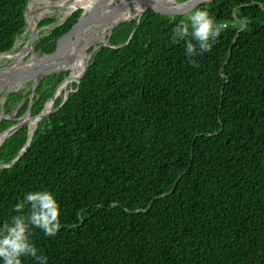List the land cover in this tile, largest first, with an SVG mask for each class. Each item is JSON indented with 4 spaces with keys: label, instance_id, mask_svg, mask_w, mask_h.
I'll return each instance as SVG.
<instances>
[{
    "label": "trees",
    "instance_id": "1",
    "mask_svg": "<svg viewBox=\"0 0 264 264\" xmlns=\"http://www.w3.org/2000/svg\"><path fill=\"white\" fill-rule=\"evenodd\" d=\"M29 1L0 0V53L24 32ZM39 3L35 16L66 9ZM204 4L195 8L220 35L193 58L198 67L184 41L172 42L181 21L144 11L92 53L23 151L26 126L1 144L0 163L11 165L0 168V225L28 192L48 190L59 204L57 234L30 237L47 264H264V0ZM81 11L59 25L42 18L47 34L34 49L54 52ZM68 70L40 80L31 115ZM22 92L7 95V110L31 100ZM20 119L0 122V141Z\"/></svg>",
    "mask_w": 264,
    "mask_h": 264
},
{
    "label": "clouds",
    "instance_id": "2",
    "mask_svg": "<svg viewBox=\"0 0 264 264\" xmlns=\"http://www.w3.org/2000/svg\"><path fill=\"white\" fill-rule=\"evenodd\" d=\"M185 5H177L180 10ZM264 8V4L260 5ZM136 8H140L136 4ZM134 18V17H133ZM220 35L214 18L206 9L195 8L188 21H181L172 30V42H185L189 64L198 67L193 59L212 50L213 43ZM28 211L25 214V207ZM13 211L17 213L0 225V261L2 264H22L21 257H32L38 264H47V256L38 254L30 237L33 228H39L45 236L54 237L60 228V210L54 195L48 191L28 192L18 200Z\"/></svg>",
    "mask_w": 264,
    "mask_h": 264
},
{
    "label": "water",
    "instance_id": "3",
    "mask_svg": "<svg viewBox=\"0 0 264 264\" xmlns=\"http://www.w3.org/2000/svg\"><path fill=\"white\" fill-rule=\"evenodd\" d=\"M212 1H214V0H171V1L170 0H117V1H115L113 4L110 5V7L108 8V10L105 13H102L99 15L98 27H102V25L104 23H106L114 13H116L122 9H128L132 6H136V4H139V6H140L139 11H136L134 14H131L128 17L121 18V19H118V20L110 23L107 26L105 38L101 39L100 41L91 43L89 46H87V49H84L85 63L81 69L80 75L78 77H75V78H69L68 75L66 77H64L56 85V87L54 88V90L50 96V99L44 104V107L41 109L40 112H38L35 115H31V112H30L31 107H32V105L36 99L35 90H36L38 83L40 82V80L43 77H45L49 74L59 73V72L65 71V68H54L52 66L54 63H51V62L48 65H46L45 67H43L39 72L35 73V75H33V77L29 80V84L26 87V89H24L23 96H24L25 92H27V93H29L31 100L24 102V100L22 98L20 101H18L16 103V107H20L22 104H27L26 110L21 116H19V117L16 116V113H17L19 108H14V109L12 108L13 111L11 109L10 112L6 113L5 109L7 106H5L4 104L1 105L0 106V122L3 120H10L11 118H14L15 120H17L18 118L23 117L26 114L29 115V119H27L26 121L24 120V121L19 122V123H13L12 125H9L8 127L3 128V129H6L8 131L7 136L16 133L21 127L26 126L28 128V132H27L28 139H27L25 146L21 149V151H23L25 149V147L29 144L31 137L34 133V130L36 128L35 127L34 130L30 133L29 127H28V125L30 123L29 121H32V122L37 124L40 120L47 117L50 113H52L56 110L55 100L58 97V95L56 94V90L59 87V85L61 83H63L64 81H67L70 84H72V83L78 84L80 79L84 76L88 65L90 64L92 53L99 46H103V45L107 46L108 45L109 38H110V35H111L113 29L116 26H118L120 23H122L123 21H128V20L132 19L133 17H137V21H138L139 15L141 13H143L144 11H148V10L157 14V15H160L163 18L169 19V20H176V21H182L183 20L184 21V20H188V16L190 15L191 11L194 10L195 7L199 6L202 3H205L204 5L209 4ZM187 3H189V4H187ZM177 5H185V6L182 9L178 10L176 7ZM28 6H29V2L27 4V10H28ZM27 10H26L25 17H24V19H25V30H24V32H27V34H28V37L26 39V43L28 45H32V43H33L32 41L34 38H37L39 40L40 38H42V36L39 33H37L36 35H32V32L36 33V30L38 29L37 24L34 25L33 31L29 30L30 28H29V25L27 23V18H28L27 17V14H28ZM179 13H186V14H188V16L185 18L184 17H178L177 15ZM90 14H91L90 11H88L86 13L84 11H81V14H80L77 22L74 23L70 28H68L66 31H64L62 34H60L58 37L55 38V44H58V42L62 43L66 39H70V36L73 32H75L76 30H78L80 27L84 26V24H86L88 22L89 18H87V16H90ZM56 25H59V24H56ZM244 26H245L244 24L241 25L239 30H242L244 28ZM239 30L237 31V33L239 32ZM74 38L76 40V43L74 45V51L72 52L71 55H69L63 59L65 64H68L70 62V60L73 59L75 53L77 51H79L86 44V41H83L84 40L83 38H81V37L77 38L76 36H74ZM16 41H17V38L14 40L11 48L8 51L1 52L0 56L4 55L5 53L12 50L13 47L16 45ZM89 47H90V50L88 51ZM34 51L39 52L40 49L34 50ZM42 54L49 55V54H51V52L50 53H42ZM8 64H10V62H8L5 66L0 67V68H4ZM71 90L72 89L69 88V89H66L63 91V99H62V102L60 103V105H62L64 103V101L67 98L68 92ZM5 93L3 95H1L0 97H3L5 95ZM31 95L33 96V100H32ZM47 104H49V107L46 109ZM2 142H3V139L0 141V146H1ZM21 151L18 153L16 158L12 161V164L19 158ZM10 165L11 164L0 163V168L9 167Z\"/></svg>",
    "mask_w": 264,
    "mask_h": 264
},
{
    "label": "bare ground",
    "instance_id": "4",
    "mask_svg": "<svg viewBox=\"0 0 264 264\" xmlns=\"http://www.w3.org/2000/svg\"><path fill=\"white\" fill-rule=\"evenodd\" d=\"M36 1L38 3L46 2V3H52L54 5L65 6L66 13H69L73 11L74 9L80 7V8H84L85 12L90 11L91 14L90 16H87L89 20L86 24H84V26L80 27L78 30L73 32L70 36V39H66L62 43L59 42L56 50L49 55L41 54L40 52L34 51L35 50L34 49L35 38L32 41L33 42L32 45H28L26 43L25 46L22 47L20 51L14 54L8 55L7 57L11 58L10 64L0 69V93L3 90H5V88L7 90H10V89L12 90V88L18 85H21L22 83L26 81H29L33 77V75H35V73L39 72L43 67L48 65L50 62L54 63L52 65L54 68L70 69L69 74H68L69 78L78 77L85 63L84 49H87V46H89L93 42H96V40L100 41L101 39L105 38L104 35L107 31V26L110 23L118 19L128 17L131 14H134L136 11H139V8H136L135 6H132L128 9H122L114 13L110 17V19L106 22L107 24L104 23L102 27H98L99 15L102 13H105L110 7V5L113 4L117 0H36ZM45 13L47 12H41L37 14L35 17L44 15ZM122 13H125V14H122ZM28 16H29V13H28ZM35 17L33 18L32 21L30 19V21L28 22L29 28H31V31H33L34 29L35 23L33 22L35 21ZM33 33L34 32H32V35ZM84 33H87V34L85 35ZM74 36H76L77 38L78 37L83 38L84 39L83 41H86V44L79 51L75 53L73 59H71L68 64H65L63 59L71 55L72 52L74 51V45L76 43ZM27 45L29 47L27 52L30 53V55H29V59L27 61H24L23 57L26 54H28L25 52ZM69 45L71 46L69 47ZM32 65H34L33 68H32ZM72 67H74L73 70H72ZM27 68H30V69L26 70ZM22 70H25V71H22ZM67 84L68 82L64 81L60 85L56 94L59 95L64 90L68 89L66 88ZM48 107H49V104H47L46 109ZM27 119H29L28 114L21 117V119L17 123L22 122L24 120L26 121ZM36 125L37 124L32 121L30 122L29 124L30 133L34 130ZM7 134L8 132L6 133L3 141L10 136V135L7 136Z\"/></svg>",
    "mask_w": 264,
    "mask_h": 264
},
{
    "label": "rangeland",
    "instance_id": "5",
    "mask_svg": "<svg viewBox=\"0 0 264 264\" xmlns=\"http://www.w3.org/2000/svg\"><path fill=\"white\" fill-rule=\"evenodd\" d=\"M29 4H30V6H28V10H27V13H29V16H28V14H27V23L30 21V19L32 18V17H35V14H36V9H37V6H39V5H41V3H38L36 0H30L29 1ZM77 9H82V11H84L85 12V10H84V8H80V7H78V8H76V9H74L73 11H71V12H69V13H66V9L65 8H58V7H56V8H53L51 11H48L47 13H45L44 15H41V16H38V17H35V20H36V23L35 24H37V26H38V29H37V33H39L41 36L42 35H44V34H47V32H46V28H47V26H40L39 24H40V21L42 20V18H44L45 16H51V15H53L54 17H55V23L56 24H61L69 15H71V13L72 12H74V11H76ZM88 12V11H87ZM86 13V12H85ZM122 14H125V13H122ZM62 16V17H61ZM85 16V15H84ZM187 16V14L186 13H181V17H186ZM79 18V17H78ZM184 21H187V20H184ZM222 23V22H221ZM221 23H220V25H221ZM34 24V25H35ZM85 35L87 34V33H84ZM84 36V35H83ZM105 36V35H104ZM27 37H28V34H27V32H23L20 36H18L17 37V41H16V45L13 47V49L12 50H10L9 52H7V53H9V54H14V53H16V52H18V51H20L21 50V48H22V46H23V44L25 43V41H26V39H27ZM76 41V40H75ZM98 40H96V42H97ZM94 43V42H93ZM72 45V44H71ZM71 45H69V47L71 46ZM41 54L42 53H46V52H43V51H39ZM7 53H5V54H7ZM27 53V52H26ZM29 55H30V53H28V54H26L24 57H23V60L24 61H27L28 59H29ZM11 61V58H9V57H0V67H3V66H5L8 62H10ZM34 67V65H32V68ZM1 69V68H0ZM30 68H27L26 70H29ZM22 71H25V70H22ZM69 71V70H68ZM69 74V73H68ZM28 84H29V81H26V82H24V83H22L21 85H18V86H16V87H14V88H12V90L10 89V90H7L6 88H5V90H3L1 93H0V96H1V94L3 95L6 91V93H5V95L3 96V97H0V106L1 105H5V100H6V97H7V95L10 93V92H12V91H19V90H23L24 91V89H26V87L28 86ZM70 87L68 86V89H69ZM23 93V92H22ZM26 95V92H25V94H24V96ZM29 96V95H28ZM30 97V96H29ZM19 100H17V101H15L14 103H11L10 105V108L7 110V107H6V109H5V112L6 113H8V112H10L11 111V109L13 108H15L16 107V103L18 102ZM13 109H12V111H13Z\"/></svg>",
    "mask_w": 264,
    "mask_h": 264
},
{
    "label": "built area",
    "instance_id": "6",
    "mask_svg": "<svg viewBox=\"0 0 264 264\" xmlns=\"http://www.w3.org/2000/svg\"><path fill=\"white\" fill-rule=\"evenodd\" d=\"M219 26H223V23H221V25L220 24H218Z\"/></svg>",
    "mask_w": 264,
    "mask_h": 264
}]
</instances>
